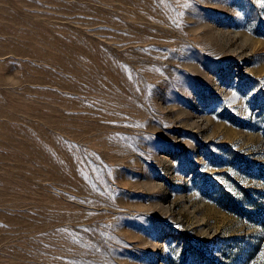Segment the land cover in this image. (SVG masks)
Returning a JSON list of instances; mask_svg holds the SVG:
<instances>
[{"label":"rangeland","instance_id":"1","mask_svg":"<svg viewBox=\"0 0 264 264\" xmlns=\"http://www.w3.org/2000/svg\"><path fill=\"white\" fill-rule=\"evenodd\" d=\"M0 264H264V0H0Z\"/></svg>","mask_w":264,"mask_h":264}]
</instances>
